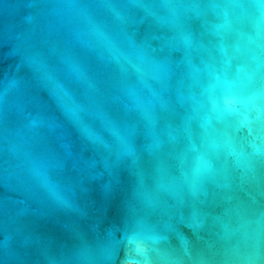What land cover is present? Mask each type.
<instances>
[{"label": "water", "instance_id": "95a60500", "mask_svg": "<svg viewBox=\"0 0 264 264\" xmlns=\"http://www.w3.org/2000/svg\"><path fill=\"white\" fill-rule=\"evenodd\" d=\"M0 264H264V0H0Z\"/></svg>", "mask_w": 264, "mask_h": 264}]
</instances>
